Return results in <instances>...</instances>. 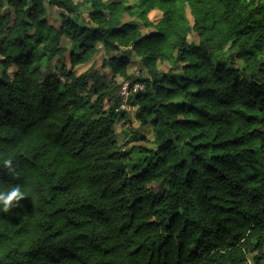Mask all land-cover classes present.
I'll list each match as a JSON object with an SVG mask.
<instances>
[{"label":"trees","instance_id":"trees-1","mask_svg":"<svg viewBox=\"0 0 264 264\" xmlns=\"http://www.w3.org/2000/svg\"><path fill=\"white\" fill-rule=\"evenodd\" d=\"M62 39L76 49L57 73ZM100 48L122 81L73 72ZM0 56V151L16 165L0 187L27 194L0 212V264H264V1L0 0ZM125 81L153 128L136 159L114 128Z\"/></svg>","mask_w":264,"mask_h":264},{"label":"rangeland","instance_id":"rangeland-1","mask_svg":"<svg viewBox=\"0 0 264 264\" xmlns=\"http://www.w3.org/2000/svg\"><path fill=\"white\" fill-rule=\"evenodd\" d=\"M3 1V0H2ZM78 1V0H77ZM126 3L130 4L133 3L135 0H125ZM264 1V0H260ZM46 7V17L45 21L52 25L55 28H59V26L62 23L63 14L60 10H58L55 7H52L48 5L47 1L45 2ZM86 14V11H85ZM186 21L189 27L192 26L193 20L192 16L189 13V10L186 8ZM86 16V15H84ZM73 18L74 21H76L78 24H83V20L81 18ZM131 18L126 17L125 20H130ZM148 19L153 24L157 23L161 19V14L158 11H152L148 15ZM153 31V28H146L144 25L141 27L142 33H147ZM187 41L189 43H196L198 42V36L195 34V32H190L187 35ZM61 46H64L66 49L65 53L58 57H53L50 62H48V66L51 68V70H54L55 72L59 73L61 68L64 66L67 69H70V58L69 53L71 50H75L76 47H72L70 43L62 39ZM231 55L235 56L234 52H230ZM114 52L103 50L100 48L99 53L90 60L87 64L79 65L73 69V72H75L76 75H81L82 73L86 72L89 68H93L97 71L98 74H100L103 77L104 82H109L111 80L114 81H122L120 77L116 76L113 77L110 73L109 68L105 64L104 60L113 56ZM3 61V58L0 56V80L3 72V68L1 66V62ZM137 59L134 61L128 68V73L130 75L135 76V80H137L136 84L133 86H139L142 87V83L140 80L147 77V73L145 70L140 71L137 65ZM238 66H242L241 61L236 62ZM158 67L163 71H168L172 66L170 63H163L159 64ZM15 68L13 66L9 67L7 69V74L11 77L12 73L14 72ZM173 72H182L180 68L174 67ZM128 82V81H125ZM129 83V82H128ZM91 84V81L88 82V86ZM130 84V83H129ZM81 97L87 102H93L96 97L93 93H88L87 89L80 93ZM105 107H107V104H105ZM124 115L121 117H118L115 121V132H116V142L120 146V149L123 151H126L133 157V159H136V154L138 152V148L146 147L150 148L153 146L154 136H153V128L150 124H146L144 126H140L139 121L135 117L136 108L132 106H128L125 104V108L123 109Z\"/></svg>","mask_w":264,"mask_h":264},{"label":"clouds","instance_id":"clouds-1","mask_svg":"<svg viewBox=\"0 0 264 264\" xmlns=\"http://www.w3.org/2000/svg\"><path fill=\"white\" fill-rule=\"evenodd\" d=\"M0 167L6 169L11 175H16V165L11 154L0 151ZM27 194L20 184L10 187H0V212L7 213L20 206L21 201Z\"/></svg>","mask_w":264,"mask_h":264},{"label":"built area","instance_id":"built-area-1","mask_svg":"<svg viewBox=\"0 0 264 264\" xmlns=\"http://www.w3.org/2000/svg\"><path fill=\"white\" fill-rule=\"evenodd\" d=\"M133 90L136 89H141L142 87L139 86H132ZM129 95V83L128 82H123L122 87H121V91H120V97L122 98V104L120 106V109H124L125 108V102H126V98Z\"/></svg>","mask_w":264,"mask_h":264}]
</instances>
